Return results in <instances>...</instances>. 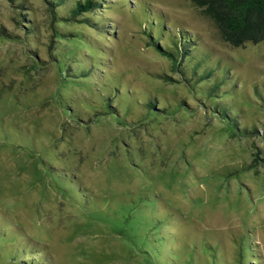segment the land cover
Wrapping results in <instances>:
<instances>
[{
	"label": "rangeland",
	"instance_id": "374dc122",
	"mask_svg": "<svg viewBox=\"0 0 264 264\" xmlns=\"http://www.w3.org/2000/svg\"><path fill=\"white\" fill-rule=\"evenodd\" d=\"M11 1L0 0V229L13 234L0 251L161 264L167 228L140 224L154 212L190 241L169 264L213 250L264 264V44L223 42L188 0H99L74 20L67 6ZM163 20L230 65L217 66L222 99L147 47L143 31Z\"/></svg>",
	"mask_w": 264,
	"mask_h": 264
},
{
	"label": "trees",
	"instance_id": "16d2710c",
	"mask_svg": "<svg viewBox=\"0 0 264 264\" xmlns=\"http://www.w3.org/2000/svg\"><path fill=\"white\" fill-rule=\"evenodd\" d=\"M43 1L49 4L52 9L55 8L56 10L57 8L67 6L65 7V9L67 10V15L70 19L73 20L79 16H83L84 14L95 11L100 6L99 0ZM188 1H190L192 6L199 9L200 12L213 23L223 42L234 47L243 46L249 43L264 44V0ZM148 17L149 16L147 13V15L144 16V19L150 21L152 18L147 19ZM169 29L171 30L170 27H165L164 22L163 29H161V26L159 24H157L154 25L151 32H147L146 30H144V36H146L147 39V47H151L157 54L167 59L171 64L172 72L181 73V77L183 78L184 83H188L187 85H193L194 87L196 86L195 83H206L207 89L205 93L209 95V99H222L217 95H222L223 92H226L224 88L225 82L224 80H222L223 77H219L217 75V66L221 67L222 63L227 64L226 61L223 59H215L213 58L210 51H204L199 47H196L195 44H192L194 42L192 38H189V36L184 34V32L180 30L173 31V29L169 31ZM176 31L179 32L181 43H179L177 40ZM229 66L226 70V73H223V75L227 76V72H229L228 77H225V79H237L234 75V70ZM196 72L198 74H196ZM231 72L233 73V75H231ZM187 74L189 76H186ZM148 106L149 109L153 108L152 104H149ZM71 183H73L72 186H69L67 184L63 185L66 188L68 186L74 188L75 191L73 192H75L76 197L74 196L73 198L79 197L80 201H78L77 204L80 205L82 199L86 197V194L83 193V187L81 188L80 183L76 181V178ZM147 216L148 217H146V219L140 224H142V226L148 227V232H151V230L155 229L156 226L167 228L163 232V235L166 236L167 241L159 245V251L162 255L160 258V263L169 264L171 253H175L177 251L179 252V243L188 245V242L190 241L189 239H185L186 236L177 233V231L175 230H171L170 227L172 226V224L170 225L171 221L168 217L163 218L162 216L156 215V213L154 212H148ZM166 221L168 222V224L166 223ZM164 222L167 225H164ZM12 234L13 232L10 230L7 231L6 229H0V240H7L6 236H11ZM167 235L170 236V239L167 237ZM147 238L148 245L153 246L152 243L154 241L150 240V237ZM190 245L193 246L197 244L191 241ZM208 247L210 250L213 248L212 246ZM219 251L218 253H216L213 250L211 254H207V257L201 255L194 256L192 251H190V259L189 257H187L188 259H186L189 260L190 264H250L247 262V259L249 257L246 254L242 255V252L241 254H239V257L235 262H230L225 260L221 254V250ZM23 252L24 249L18 248V246L14 244L8 245L5 249H2L0 251V264H46V262H48L45 254L42 251L39 252L37 259H29L24 256ZM180 256L181 258H183L182 254L178 255V258H180Z\"/></svg>",
	"mask_w": 264,
	"mask_h": 264
}]
</instances>
